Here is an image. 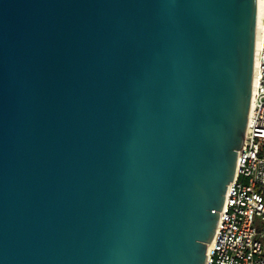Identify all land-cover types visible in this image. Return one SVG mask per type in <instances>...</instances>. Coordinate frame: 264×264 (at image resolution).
I'll return each mask as SVG.
<instances>
[{"label":"water","instance_id":"95a60500","mask_svg":"<svg viewBox=\"0 0 264 264\" xmlns=\"http://www.w3.org/2000/svg\"><path fill=\"white\" fill-rule=\"evenodd\" d=\"M256 19L257 0H0V264H205Z\"/></svg>","mask_w":264,"mask_h":264},{"label":"built area","instance_id":"2783aa9c","mask_svg":"<svg viewBox=\"0 0 264 264\" xmlns=\"http://www.w3.org/2000/svg\"><path fill=\"white\" fill-rule=\"evenodd\" d=\"M264 3V0H263ZM264 14L254 50L250 107L205 264H264Z\"/></svg>","mask_w":264,"mask_h":264},{"label":"bare ground","instance_id":"6f19581e","mask_svg":"<svg viewBox=\"0 0 264 264\" xmlns=\"http://www.w3.org/2000/svg\"><path fill=\"white\" fill-rule=\"evenodd\" d=\"M264 14V3L263 0H257V19H256V31H255V47L257 46L261 37L262 18Z\"/></svg>","mask_w":264,"mask_h":264},{"label":"rangeland","instance_id":"374dc122","mask_svg":"<svg viewBox=\"0 0 264 264\" xmlns=\"http://www.w3.org/2000/svg\"><path fill=\"white\" fill-rule=\"evenodd\" d=\"M263 252H264V240H263Z\"/></svg>","mask_w":264,"mask_h":264}]
</instances>
